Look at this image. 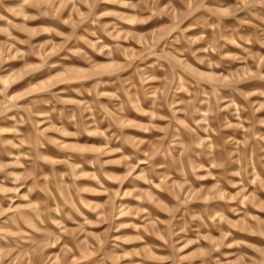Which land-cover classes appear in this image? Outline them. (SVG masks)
I'll return each mask as SVG.
<instances>
[{
  "label": "clouds",
  "instance_id": "9594fccd",
  "mask_svg": "<svg viewBox=\"0 0 264 264\" xmlns=\"http://www.w3.org/2000/svg\"><path fill=\"white\" fill-rule=\"evenodd\" d=\"M194 261L264 264V0H0V264Z\"/></svg>",
  "mask_w": 264,
  "mask_h": 264
},
{
  "label": "rangeland",
  "instance_id": "374dc122",
  "mask_svg": "<svg viewBox=\"0 0 264 264\" xmlns=\"http://www.w3.org/2000/svg\"><path fill=\"white\" fill-rule=\"evenodd\" d=\"M108 7H113V6H108ZM46 37H44V36H41V37H37L36 39L37 40H44ZM61 55H63V53H61ZM60 57L59 56H53L52 58H51V60L52 61H55V60H58ZM18 63H20L19 61H9L8 62V64H6L5 65V67H9V65H15V64H18ZM41 71H44L43 69L41 70ZM41 75V72H35L34 74H33V76L32 77H28V79H33V78H35V77H37V76H40ZM25 81H20V83H18V84H16V85H13V88H20L21 87V85L24 83ZM10 123V122H9ZM95 199H99L98 197H94ZM246 239H248V240H251V241H255V240H257L258 238L257 237H254V236H249V237H245ZM222 251H225V250H222ZM215 255H217V256H219L220 254L219 253H216ZM194 264H201V262L200 261H194Z\"/></svg>",
  "mask_w": 264,
  "mask_h": 264
}]
</instances>
